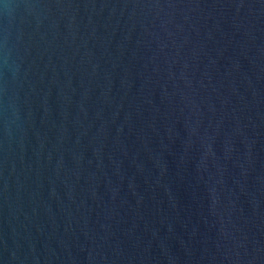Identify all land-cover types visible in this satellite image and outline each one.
<instances>
[{"label":"water","instance_id":"95a60500","mask_svg":"<svg viewBox=\"0 0 264 264\" xmlns=\"http://www.w3.org/2000/svg\"><path fill=\"white\" fill-rule=\"evenodd\" d=\"M0 264H264V0H0Z\"/></svg>","mask_w":264,"mask_h":264}]
</instances>
